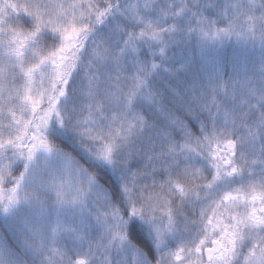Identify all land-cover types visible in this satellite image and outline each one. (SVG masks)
Listing matches in <instances>:
<instances>
[{
  "label": "snow or ice",
  "instance_id": "1",
  "mask_svg": "<svg viewBox=\"0 0 264 264\" xmlns=\"http://www.w3.org/2000/svg\"><path fill=\"white\" fill-rule=\"evenodd\" d=\"M0 50V264H264V0H0ZM133 216L187 238L152 255Z\"/></svg>",
  "mask_w": 264,
  "mask_h": 264
},
{
  "label": "trees",
  "instance_id": "2",
  "mask_svg": "<svg viewBox=\"0 0 264 264\" xmlns=\"http://www.w3.org/2000/svg\"><path fill=\"white\" fill-rule=\"evenodd\" d=\"M111 19V18H109ZM104 26H107L105 28V31L102 29ZM107 28H108V24L107 21L105 22L104 25H100L98 26V29L100 30L99 33H101V31H104L105 33L107 32ZM236 49L232 48L231 46H227L224 49H222L219 53H216V55H218L225 64V68L226 70L229 68L230 64H231V60L233 55L235 54ZM183 56L184 57H188V56H193L194 60H195V64H196V68L194 69L197 70L200 60L199 57L195 54L194 50H189V49H185L183 51ZM78 82V83H77ZM76 85L74 86V88L78 87L79 84V80H75ZM73 83V84H75ZM56 122H50L49 128L47 130V134L49 135V138L57 143L62 149H64L65 152L71 154L74 158H76L78 161H80L81 164H83L85 167H88L91 170H95L97 172V176L98 179L100 180V187L104 189V187H110L111 188V193H109V195H112L115 198V194L119 193L120 191V180L118 178V176L116 174H114L112 172V170L107 166L104 165L102 163H99L95 160H93L92 158L89 157L88 153L85 152L81 147L80 144L77 140V138L75 136H73L72 132L67 129V128H63V129H59L56 127ZM23 168V162L20 161L14 168V172H17L18 170H21ZM226 186L221 184L218 185L216 188L217 192L223 191L225 190ZM119 201H120V205L122 209H127V205L126 203L123 201L122 198V194L119 197ZM6 222H8V218H6L3 215H0V233L3 237H5L6 239H9V243L11 244H18L19 240H17V234L16 233H12L9 232L7 230L6 225L4 224V220ZM13 223V222H11ZM8 225L10 223H7ZM4 226V227H3ZM11 226V225H10ZM13 229V226H11ZM127 227L129 229V235L135 240L137 241L139 244H141L144 248H146L152 255H157L159 254L155 243H154V239L153 236L150 232V230L148 229V226L145 224V222L141 219H139L138 217H130L128 219V224ZM93 228V227H92ZM90 228V229H92ZM6 229V231H4ZM4 232V233H3ZM13 232H16L15 230H13ZM91 234H95V232H91ZM188 234H177L176 236L172 237V240L169 241H174L175 242H181L183 239L187 238ZM7 239V240H8ZM170 244L173 245V242H169Z\"/></svg>",
  "mask_w": 264,
  "mask_h": 264
},
{
  "label": "rangeland",
  "instance_id": "3",
  "mask_svg": "<svg viewBox=\"0 0 264 264\" xmlns=\"http://www.w3.org/2000/svg\"><path fill=\"white\" fill-rule=\"evenodd\" d=\"M107 26H104L102 29L105 31V28H106ZM104 31H101V33H99V34H101V35H103V34H105V32ZM0 53H2V50H0ZM3 67V65L2 64H0V68H2ZM73 83H75V81H70V84H69V87L70 88H74V86L76 85V83L75 84H73ZM78 83V82H77ZM56 127L57 128H59V129H63V127H61L58 123H56ZM73 134V133H72ZM73 136H75L74 134H73ZM42 158H43V154H37V161H38V163L42 160ZM20 161H17L15 164H14V166H13V168L19 163ZM41 175V172L39 171V170H37L36 171V174H35V176H36V180H34L33 182H38V178H39V176ZM98 190H100V191H103L104 189L103 188H101L99 185H98ZM70 215V214H69ZM6 218H8V222H6L5 221V219H3L4 220V224L6 225V227L5 228H7V230L9 231V232H12V233H16L18 236H17V240H19V228H20V223H19V221H18V219H16V218H12V217H6ZM76 219L77 220H79L80 219V217L77 215V217H76ZM11 222H13V223H11ZM7 223H10L9 225L7 224ZM146 224V223H145ZM13 226V229H12V227L11 226ZM147 225V224H146ZM148 226V225H147ZM4 227V226H3ZM92 228V227H91ZM148 229L150 230V232H151V229H150V227L148 226ZM13 230H15L16 232H13ZM4 231H6V229L4 230ZM89 231H90V233L91 232H96V228H95V226H93V228L92 229H89ZM4 233V232H3ZM151 234H152V232H151ZM0 235H1V233H0ZM153 236V235H152ZM8 239V238H7ZM153 239H154V237H153ZM173 238L172 237H170L169 238V240H172ZM168 240V242H167V246L165 247V248H162V249H157L158 250V252L160 253V252H162V251H166L168 248H174V247H176L179 243H180V241L179 242H175V240L174 241H169ZM8 241H9V239H8ZM169 242H173V244H174V247H173V245L172 244H170ZM154 243H155V241H154ZM15 244V243H14Z\"/></svg>",
  "mask_w": 264,
  "mask_h": 264
}]
</instances>
